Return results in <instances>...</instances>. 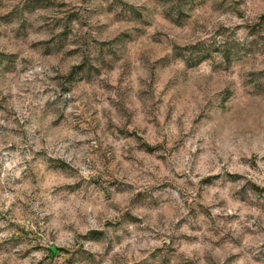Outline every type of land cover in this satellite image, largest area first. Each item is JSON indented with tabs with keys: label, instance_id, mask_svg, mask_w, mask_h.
Masks as SVG:
<instances>
[{
	"label": "rangeland",
	"instance_id": "rangeland-1",
	"mask_svg": "<svg viewBox=\"0 0 264 264\" xmlns=\"http://www.w3.org/2000/svg\"><path fill=\"white\" fill-rule=\"evenodd\" d=\"M0 264H264V0H0Z\"/></svg>",
	"mask_w": 264,
	"mask_h": 264
}]
</instances>
